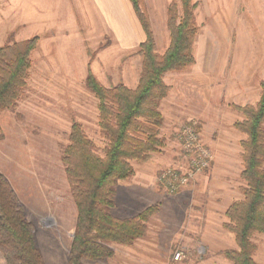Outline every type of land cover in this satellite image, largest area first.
<instances>
[{
	"label": "rangeland",
	"instance_id": "rangeland-1",
	"mask_svg": "<svg viewBox=\"0 0 264 264\" xmlns=\"http://www.w3.org/2000/svg\"><path fill=\"white\" fill-rule=\"evenodd\" d=\"M173 1L180 10L179 0H142L157 54L169 44L167 8ZM193 1L195 63L163 76L170 87L160 102L165 144L149 160L131 161L133 174L117 183L111 208L119 218L152 205L158 210L143 237L131 245L110 243L112 257L83 264H233L222 253L237 248L234 235L223 228L224 212L242 197L245 135L233 125L244 116L230 104L257 102L259 74L249 75L247 63L248 58L264 61V0ZM4 6L0 0V46L33 36L38 41L21 96L0 113V173L34 225L44 263L67 264L76 207L61 158L72 122L81 124L100 156L107 144L99 133L97 99L85 85L87 68L105 87L121 82L134 88L141 73L140 43L122 48L89 25L86 36L81 17L64 0H44L43 10L26 11L28 18L18 10L9 16ZM247 80H254L248 90L239 83ZM188 121L196 122L212 161L187 185L169 192L159 175L168 168L187 169L177 132ZM251 240L254 264H264V233ZM0 264H6L1 252Z\"/></svg>",
	"mask_w": 264,
	"mask_h": 264
},
{
	"label": "trees",
	"instance_id": "trees-1",
	"mask_svg": "<svg viewBox=\"0 0 264 264\" xmlns=\"http://www.w3.org/2000/svg\"><path fill=\"white\" fill-rule=\"evenodd\" d=\"M130 2L145 33V40L138 45L142 57L138 83L134 88L121 82L105 87L88 67L85 85L97 99L99 133L107 144L103 156L97 154L81 124L74 121L61 158L76 207L67 264L110 258L114 252L108 244L131 245L145 235L147 221L157 212V206H148L129 218L115 216L111 208L116 185L133 174L131 161L145 162L165 144L160 136L164 122L160 102L170 87L163 81L164 74L186 70L195 63L197 2L179 0L180 10L175 1L169 4V44L162 54L155 52L142 0ZM37 41L38 36H33L0 46V113L15 107L21 96ZM259 86L260 96L254 105L230 104L244 116L233 125L245 135L240 142L242 197L233 200L224 212L227 221L223 228L234 235L237 248L222 253L233 264H254L256 245L251 238L264 233V79ZM0 252L6 264H45L35 241L34 225L1 173Z\"/></svg>",
	"mask_w": 264,
	"mask_h": 264
},
{
	"label": "crops",
	"instance_id": "crops-1",
	"mask_svg": "<svg viewBox=\"0 0 264 264\" xmlns=\"http://www.w3.org/2000/svg\"><path fill=\"white\" fill-rule=\"evenodd\" d=\"M44 0H2L5 9L10 11H22L21 18H27L29 15L26 11L34 10L41 11ZM67 3L68 9L76 11L81 17L82 26L85 31L88 30V25L93 26L97 32L111 36V38L120 44V47L126 48L141 43L145 39L144 32L140 26L138 18L134 12L132 4L129 0H64ZM80 22V23H81ZM87 28V29H86ZM77 34V33H76ZM80 34V33H79ZM77 34L80 39L81 37ZM88 36V31L85 34ZM250 57V55H249ZM257 57V56H255ZM253 58H248L247 66L250 71L249 75L259 74L257 86L264 79V61ZM259 70V73L257 72ZM254 80L239 82L245 89H249V83ZM238 86V85H237ZM239 88V86H238ZM260 96L257 95V100ZM249 104V103H248Z\"/></svg>",
	"mask_w": 264,
	"mask_h": 264
},
{
	"label": "built area",
	"instance_id": "built-area-1",
	"mask_svg": "<svg viewBox=\"0 0 264 264\" xmlns=\"http://www.w3.org/2000/svg\"><path fill=\"white\" fill-rule=\"evenodd\" d=\"M177 139L186 156L188 167L185 170L168 168L160 173L159 180L169 192H176L187 185L195 171L208 168L212 161V154L202 142L195 121L182 125L177 132Z\"/></svg>",
	"mask_w": 264,
	"mask_h": 264
}]
</instances>
